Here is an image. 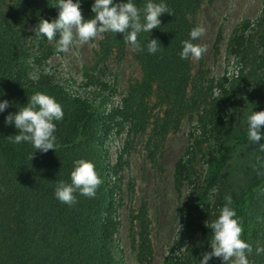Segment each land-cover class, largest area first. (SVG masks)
Listing matches in <instances>:
<instances>
[{"label": "trees", "instance_id": "obj_1", "mask_svg": "<svg viewBox=\"0 0 264 264\" xmlns=\"http://www.w3.org/2000/svg\"><path fill=\"white\" fill-rule=\"evenodd\" d=\"M203 1L153 0L167 4L173 15L162 14L158 28L138 35L143 51L133 49V55L142 78L128 87L118 104L102 108L87 88L97 86L106 91L111 88L107 82L85 70V81L74 90L41 68L53 52L52 44L57 45L58 34L52 41L35 35L34 45L50 49L32 62L27 26L38 25L40 19H57L58 0H0V102L10 103L0 112V264H121L114 251L119 229L117 179L121 162H107L104 139L113 132H126L129 142L145 134L147 156L157 162L168 134L176 132L182 118L206 97L203 76L193 79L191 58H180L182 42L189 40L191 30L198 26L196 14ZM94 2L80 0L85 20L94 17ZM132 2L143 9L148 0ZM249 23L240 27L232 51L242 64V94L237 99L231 90L234 99L229 105L209 102L201 114L198 112L199 135L189 134L184 152L174 163L175 185L181 188L188 183L194 191L193 197L187 196L183 203L182 220L188 223L198 210H203V219L200 242L185 254L170 249L169 264H200L202 254L212 250L214 233L209 227L218 218L227 196L232 197L231 206L242 220L241 238L253 247L247 257L250 264H264V254L255 253L257 246L264 247V195H260L264 192V175L257 174L264 172L259 167L264 163V152L249 140L247 125L253 111H264V78L257 82L250 77L258 62L264 66V3L255 26L250 28L253 38L244 33ZM123 38V33H107L98 41L97 59L104 61L113 53L120 57L128 45ZM151 39L160 42L162 51L149 54L147 43ZM36 62L39 70L32 73L31 63ZM221 79L227 82L226 77ZM189 86L194 91L191 97L187 96ZM36 92L54 97L63 108V119L54 121L56 151L42 153L29 142L14 143L10 136L19 130L5 123V117L17 113ZM152 95L162 110L155 117L149 103ZM261 131L264 134V127ZM205 140L210 146L203 150ZM260 143L264 144V139ZM198 156L206 166L202 177L195 169ZM78 159L95 164L102 184L94 198L77 193L78 203L68 206L55 197V188L61 180L71 183L70 174ZM131 225L138 261L148 263L153 245L145 202L133 214ZM208 264L224 262L213 257Z\"/></svg>", "mask_w": 264, "mask_h": 264}, {"label": "rangeland", "instance_id": "obj_2", "mask_svg": "<svg viewBox=\"0 0 264 264\" xmlns=\"http://www.w3.org/2000/svg\"><path fill=\"white\" fill-rule=\"evenodd\" d=\"M264 0H204L196 14V23L206 29L205 35L196 43L207 45V52L199 61L191 59L193 79H201L204 94L196 109L184 116L179 129L168 134L159 153L157 162L151 161L147 156L145 147L146 135H139L127 142L126 132L111 133L104 139L107 150V162L116 164L121 162L118 174L120 186V207L118 209L119 229L114 246L115 255L121 264H169L170 249L176 254H185L200 242V227L203 219V210H198L188 222L182 220V207L187 196L193 197L192 186L185 183L178 188L173 179L174 163L184 152L189 134L199 135V113L209 102H218L219 105H229L234 99L229 91L234 90L238 99L242 94L241 72L242 64L233 51V41L240 34L242 25L250 21L249 29L244 33L250 34V28L255 26L260 16ZM38 25L30 23L27 26L29 53L34 57L48 51L37 47L34 43L35 31ZM106 34L103 35L106 36ZM95 38L86 44L74 42L67 52H57V45L52 44L53 52L41 64V68H51V73L62 83L71 85L78 90L85 81L84 71L88 70L93 78L107 82L110 89L103 91L97 86L87 88L100 103L102 108L116 105L128 87L142 78L141 67L133 55V48L126 45L123 54H111L106 60L97 59L98 41ZM264 54V53H263ZM50 62V63H49ZM39 64L31 63V72L37 73ZM222 77L227 78L225 82ZM252 79L260 82L264 78V66L259 62L250 74ZM192 86L188 87L187 96L193 94ZM244 95V94H243ZM152 107L151 115L155 117L162 112L156 103L154 95L149 99ZM151 117V118H152ZM210 146L205 140L202 149ZM195 169L202 177L206 166L199 156L196 159ZM147 205L150 219L151 240L153 256L148 263H140L137 257V244L133 240L131 221L133 214L141 204ZM194 244V245H193Z\"/></svg>", "mask_w": 264, "mask_h": 264}, {"label": "clouds", "instance_id": "obj_3", "mask_svg": "<svg viewBox=\"0 0 264 264\" xmlns=\"http://www.w3.org/2000/svg\"><path fill=\"white\" fill-rule=\"evenodd\" d=\"M60 9L57 19L49 22L47 19H40L38 26L34 29L37 35L46 37L52 41L57 34V52H67L70 45L78 42L83 45L95 38H103L106 33H123L124 41L136 51H143L138 35L141 32H151L161 24L160 17L164 13L173 15L167 4L155 3L148 0L143 9L138 8L132 0L127 3H114L113 0H95L92 5L94 17L85 20L82 16L80 0H58L56 5ZM143 17V18H142ZM206 29L198 25L190 32V39L182 42L183 48L180 58L183 60L192 59L199 61L207 52V45L193 43L205 35ZM149 54L162 51V46L157 39H151L147 43ZM50 63V62H49ZM50 72L51 68H46ZM10 107L7 100L0 102V112ZM64 117V111L54 97L42 92H36L28 100L25 106L19 108L15 114L9 113L5 117L7 125H15L19 133L14 136L13 142H29L36 150L47 153L58 147L57 137L54 135L56 124ZM248 138L252 144L259 145V150L264 152V139L262 127H264V111L254 112L247 118ZM35 153V152H34ZM34 153L29 156L31 160ZM259 160V158H258ZM74 169L71 172V183L59 181L55 188V197L63 204L73 206L78 203L77 193L88 198H94L97 194L102 179L96 172L95 164L85 159H78L74 162ZM259 167L264 169V163ZM258 175L264 172L257 171ZM260 195H264L261 192ZM226 203L220 210V214L210 227L213 230L211 251L202 254L200 264H208L213 257L222 258L224 264H250L248 256L253 253L250 243L241 238L243 233L242 220L231 206V196L225 198ZM256 255L264 254V247L257 246Z\"/></svg>", "mask_w": 264, "mask_h": 264}]
</instances>
